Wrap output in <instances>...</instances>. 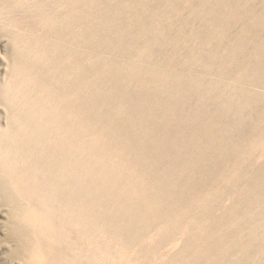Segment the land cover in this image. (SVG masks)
<instances>
[{
    "label": "rangeland",
    "instance_id": "1",
    "mask_svg": "<svg viewBox=\"0 0 264 264\" xmlns=\"http://www.w3.org/2000/svg\"><path fill=\"white\" fill-rule=\"evenodd\" d=\"M113 1L0 0V127L8 125L11 112L19 114L24 122L31 120L28 110L34 116L43 117L45 125L41 123L34 131L38 138H42L41 146L47 138L50 139L59 159L62 156L61 150L72 141L75 142L74 146L77 144L84 146L81 140H75L70 133L73 126L82 128L83 138L90 139L91 142L100 141L104 135L99 136L98 131L100 134L112 132L117 126L116 118H125L129 107L119 104L116 97L120 98V96L107 95L101 103L103 118L96 124L89 121L91 110L89 103L83 100L89 97L91 89L107 88L106 80H111L117 88L116 81H122L124 77L121 74L125 75L124 72H118V66L131 64L140 67L143 71L158 68L173 77L177 75L187 79L198 77L204 82L203 89H206L208 83L214 84L216 96L205 97L204 95L203 98L189 87V93L178 109L187 125L189 135L193 132L191 128L194 126L190 119L193 114L192 109H201L205 113L207 111L206 119L208 120L210 109L212 106H217L218 94H223L225 89L245 88L253 96H261L260 100L255 101L244 111L247 120L239 125L235 134L241 146L240 160L234 161L231 158L230 161H226L225 174H209L203 185H199L197 176L192 178L187 171V169L195 168L194 161H191L185 169L182 167L186 164L185 162L183 164L169 162V167L165 166L162 159L167 154V150L162 148H155L154 151L151 149L148 151L149 155L142 161L139 156L131 157L137 154L136 149L130 151L129 148L126 152L121 147L114 149L107 156L101 157L100 162H97L94 167L97 170L94 169L89 173L85 183L79 184L74 181L76 185L71 184L73 181L67 176L62 177L63 170L59 165H53L47 160L44 148L41 153L27 150L25 153L19 149L12 157L16 163V169L30 173L34 179L38 178L36 179L38 184L51 190L58 199L82 203L83 186L87 187L92 199L105 200L107 205H112L114 200L120 198V203L125 208L121 211V215L126 224L125 210L136 205V199L149 196L158 185H162V192L160 194L154 192L153 196L165 198V192L172 189V184L178 178L180 185L184 183V186L178 193H170L172 200L179 204L172 205L169 209L173 223L185 230L187 236L202 235L203 241L207 238H224L221 243L205 251V260L210 261L211 264H264V194L254 189L253 192L250 190L254 172L264 164V134L261 137L264 133V84L246 78L245 64H242L250 59L253 60L255 52H264V0H238L234 5L228 3V0H178L179 7L176 6L178 7L175 8L176 12L174 11L167 21H164L167 23L165 24L167 27L163 29L164 41L161 39L162 42L159 43L161 47L152 57L147 54L146 44L153 41V35L140 36L139 25L131 27L135 22L134 19L124 20L125 27H131L128 29L129 34L132 35L128 40L130 45L121 33L115 36L114 32L91 28L100 23L103 4L113 3ZM162 1L147 0L145 7L138 8L152 9ZM219 6H222V15L215 18V13L212 12ZM91 11L95 13L94 17ZM194 12H197L195 16ZM257 18L262 19L260 27L250 28ZM147 19L149 23L155 21L151 17ZM209 23L213 25L219 23L222 29L220 28L217 34L209 33ZM195 31L200 32L198 36L194 34ZM244 31L250 36V41L238 53L236 46L239 41H245L243 40ZM165 36L168 40L171 38L169 43L166 42ZM234 49H237V54L231 52ZM236 57L243 61H240V64L237 61L232 65L231 62ZM99 61H104V64L98 63V68L96 62ZM199 63L205 67H199L197 65ZM80 66L90 71L83 74L82 85L77 86L75 80L82 73ZM67 81L69 84L66 85ZM132 84L133 88H138L141 84L139 77L133 79ZM18 85L21 86V92L17 89ZM67 86L69 88L66 89ZM4 87L16 89L21 96V99H18L17 103L9 109L3 104L1 98ZM77 87L82 88V91ZM166 90V87L162 88L160 94L164 96ZM72 91L73 96L67 95ZM38 96L41 97L40 102L47 107L46 109L56 121L55 125L51 123L52 117L48 113L50 117L42 114L44 111L35 104ZM159 96L154 95L153 98L156 99ZM151 101L150 103L154 105V100L151 99ZM154 108L158 116H165L162 104ZM165 117L167 120H173L170 114ZM46 118L49 119L50 124L46 122ZM150 137L153 138V135ZM125 156L137 161L122 164L123 161L120 159ZM70 157L71 160L80 162V159H77L80 157L75 151L70 154ZM197 186L200 188L196 189ZM2 187L0 184V264H34L37 258L35 253L33 254L34 251L22 246L20 234L13 228V221L19 217L13 212L10 206L11 201L5 198ZM211 190L212 192L216 190L218 195L213 204L202 198ZM223 194L225 195L221 196ZM19 196L14 194L13 199L22 205L31 202L26 197ZM233 203L238 204V209L230 212V206L232 207ZM41 204V209L45 206L50 207L45 202ZM196 204L200 207H196ZM137 206L140 207V213L146 214L148 218L151 205L145 200ZM186 209L188 213H184ZM49 213H52L58 224H62L61 213L54 210H50ZM158 214L157 211L152 212L151 219L159 218ZM223 215L226 216L223 217ZM64 228L75 234L73 226L64 224ZM180 244L181 242L179 246ZM201 247L202 243L193 245L179 256L177 263H188L193 253L203 250ZM178 248H172L169 251L170 255L176 253Z\"/></svg>",
    "mask_w": 264,
    "mask_h": 264
},
{
    "label": "bare ground",
    "instance_id": "2",
    "mask_svg": "<svg viewBox=\"0 0 264 264\" xmlns=\"http://www.w3.org/2000/svg\"><path fill=\"white\" fill-rule=\"evenodd\" d=\"M236 1L238 0H228V3L234 5ZM108 2L106 5L103 4L100 23L91 28L107 30L109 33L114 32L115 36L121 33L128 44L129 37L132 36L129 34L128 29L134 28L133 25H139L138 34L140 36L153 35V41L146 44L147 54L152 57L154 52L161 47V44H159L162 42L161 39L164 41L163 29L167 27L165 25L167 23L164 21H167L174 11L176 12L175 8L178 6V0H163L160 4L158 3V6L147 10L138 8L139 6L145 7L144 5L147 0H114L113 3L109 4ZM221 7L219 6L212 12L215 13V18L222 15ZM196 14L197 12H194L193 15L195 16ZM147 17L155 19L154 23H149ZM128 18L135 21L130 28H126L124 25L125 21H128ZM261 21V18L255 19L250 28L257 29L260 27ZM208 27H210L208 32H215V34H217L220 28L222 29L219 23H214V25L213 23H209ZM246 31H244L243 35V40L245 41H239L236 46L238 53L250 41V36H248ZM199 33V31L194 32L197 36ZM167 37L165 36V40ZM167 40L166 42L169 43L170 41ZM166 42L165 44L168 45ZM237 49L231 52L237 54ZM237 61L240 64V61H243V59L236 57L232 60L231 64H236ZM98 63L104 64V61L96 62V65ZM242 64H245L246 78L264 84V52H255L253 60L250 59L249 61L242 62ZM197 65L201 68L205 67L200 65V63ZM80 68L82 73L75 80L77 86L82 85L83 74L90 71L86 67L82 68L80 66ZM118 72H124L125 75L120 73L124 78L122 81H116L118 84L117 88L114 83H111V80H106L108 83L107 88L91 89L89 97H85L83 100L89 103L91 110V116L88 117L89 121L96 124L100 123L103 118L101 103L107 95L110 94L112 97L120 96V98L116 97L119 104L129 107L127 109L128 113H125V118H116L117 126L112 132L105 134L101 132L100 134L98 131L99 136L104 135L100 141L91 142L90 139L83 138L84 132L82 128L71 125L73 127H71L70 133L73 134L75 140H81L84 146H81V144L74 146L75 142L72 141L61 150L62 156L59 159L54 145L50 143V139L48 140L47 138L44 145L41 146L42 138H38L34 131L36 126H39L41 123L45 125L43 117L34 116L28 110L27 113L31 118L30 122L36 123L33 126L30 122H24L19 114L11 112L9 114L10 120L8 119V125L0 127V184L3 186V191H5V198L7 201H11L10 206L13 212L18 214L19 217V219L13 221V228L19 232L22 246L29 247V249L34 251L33 254L35 253L37 257H35L36 260L33 258L36 261L34 264H178L179 256L183 252L190 249L193 245L200 243H202L201 248L203 250H197L191 255L189 262L183 264H211L210 261L207 262L204 258L205 251L221 243L224 238H207L203 241V236L200 234L187 236L185 234L186 231L170 219V206L179 205L172 200L170 193H178L184 186V183L180 185L178 178L172 184L173 190L165 192V198L162 197L161 199L158 196H153L154 192H159L158 194L162 192V185H158L149 196L144 198L141 196L136 199V205L134 204L131 209L125 210L127 213L125 215L126 224L121 215V211H124L125 208L121 205L120 198L114 200L112 205H107L105 200L92 199L87 187L83 186V192L81 191L84 195L82 203H74L62 198L58 199L51 190L43 188L38 184V180L36 181L38 178L34 179L30 173H24V171L21 172L18 171L19 169H16V163H14L12 157L19 149L25 153L26 150L39 151L41 153L44 148L47 160L53 165H59L60 169L63 170L61 173L62 177L67 176L73 181L71 184L76 185L75 182L79 184L85 183L89 177V173L96 169L94 167L97 162H100L101 157L107 156L114 149L116 150L121 147L125 152L129 148L130 151L136 149L137 154L131 157L135 158L139 156L140 161H142L146 159L149 155L148 151L151 149L154 151L155 148H162L167 150V154L162 159L165 166H168L169 162L182 164L185 162L186 164L182 166L185 169L191 161H194L195 168L193 170L187 169V171L190 172L192 178L197 176L199 185H203L209 174L224 173L226 161H230L231 158L234 161L240 160L241 146H239L235 134L239 125L247 120L244 111L252 106L255 101L260 100L261 96H253L245 88L237 89L234 87V89L232 88L233 90L225 89L223 94H218L217 96V106H212L209 111L210 116L208 118L210 120L206 119L208 115L207 111L206 114L201 109H192L193 114L190 119L194 126L192 127L193 129L191 128L193 132L189 135L187 125L184 123V119L178 112V109L184 103L189 93V87L196 94H199V97L203 98L204 95L205 97L216 96L214 84L208 83L206 89H203L202 85L204 82L198 77H191L189 79L182 75L173 77L158 68L152 69V71H143L140 67L131 64H120ZM136 77H139L141 84H139L138 88H133L132 80ZM67 83L69 84L68 81L66 85ZM19 84H22V82H19ZM164 87L167 90L163 96L160 93H162V88ZM67 88L69 87L67 86ZM77 88L82 91V88ZM17 89L21 92L20 85L17 86ZM18 91L12 89V87H4L1 92L3 104L8 109L15 105L18 99H21ZM72 93L73 91L67 95L73 96ZM154 95L160 96L154 99ZM40 98L38 96L35 104L44 111L42 114L50 117L51 115L48 109H46L47 107L40 102ZM151 99L154 100V105L150 103L152 102ZM160 104H162L164 115L170 114L173 120H167L165 116H158L156 114L154 107H158ZM46 122L50 124L47 118ZM51 123L52 125L56 123L53 117ZM263 134H261V137H263ZM152 135L154 139L150 137ZM72 150L79 155L80 158L77 159H80V162L71 160L70 154L73 152ZM128 156L120 159V161H123L122 164L137 161V159H131ZM188 156L189 158H187ZM193 158L195 159L192 160ZM80 163H85V165ZM251 181L250 190L253 192L254 189V191L264 194V164L254 172ZM199 188L200 186L196 187V189ZM215 191L206 192L202 198L209 200L213 204L216 201V196H218ZM14 194L21 197L24 196L31 202L22 205L13 199ZM145 200L151 205V209L148 212L150 214L154 211L159 212L157 215L159 218L152 220L149 214L147 216L148 219L146 218V214L140 213V207L137 204H141ZM42 202L47 203L50 207L46 208V206H42L43 208L41 209ZM187 209L184 213L188 211ZM237 209L238 204L233 203L229 211L234 212ZM50 210L61 213L63 217L62 224L56 222L55 217L52 215L53 212L49 213ZM151 210L153 211L151 212ZM188 221L190 222V220ZM58 222L60 223V221ZM146 222L149 223L146 224ZM64 224L73 226L75 234L65 229ZM196 224H199L198 219L196 220ZM254 227L256 228V226ZM261 237L263 236L261 235ZM174 247H179L178 251L170 255L169 251Z\"/></svg>",
    "mask_w": 264,
    "mask_h": 264
}]
</instances>
